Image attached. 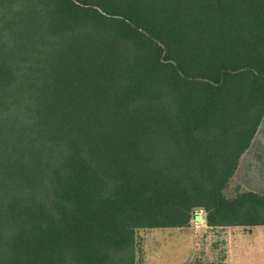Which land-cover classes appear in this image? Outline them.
I'll return each instance as SVG.
<instances>
[{
  "label": "trees",
  "instance_id": "16d2710c",
  "mask_svg": "<svg viewBox=\"0 0 264 264\" xmlns=\"http://www.w3.org/2000/svg\"><path fill=\"white\" fill-rule=\"evenodd\" d=\"M264 116V0H0V264H136V232L264 226L225 191Z\"/></svg>",
  "mask_w": 264,
  "mask_h": 264
},
{
  "label": "rangeland",
  "instance_id": "374dc122",
  "mask_svg": "<svg viewBox=\"0 0 264 264\" xmlns=\"http://www.w3.org/2000/svg\"><path fill=\"white\" fill-rule=\"evenodd\" d=\"M237 191L264 195V116L249 148L241 156L225 194L231 196ZM196 215L202 219L194 218L184 228L138 230L136 264H224V238L245 245L239 248L236 264H264V253L260 255L258 250L260 238L264 240V228H210L204 223L202 211ZM242 250L244 254H241Z\"/></svg>",
  "mask_w": 264,
  "mask_h": 264
},
{
  "label": "crops",
  "instance_id": "0c3cea01",
  "mask_svg": "<svg viewBox=\"0 0 264 264\" xmlns=\"http://www.w3.org/2000/svg\"><path fill=\"white\" fill-rule=\"evenodd\" d=\"M258 228H264V226H258ZM263 237V235L261 236ZM223 243V248L225 249L224 255H223V260L224 264H236L237 263V258L240 255V250L239 248L245 247V245L239 244L235 242L232 238H224L222 240ZM237 243V244H236ZM258 250L259 254L261 255L264 253V240L263 238H260V242L258 244ZM244 250L241 251V254H244Z\"/></svg>",
  "mask_w": 264,
  "mask_h": 264
},
{
  "label": "water",
  "instance_id": "95a60500",
  "mask_svg": "<svg viewBox=\"0 0 264 264\" xmlns=\"http://www.w3.org/2000/svg\"><path fill=\"white\" fill-rule=\"evenodd\" d=\"M197 220L198 219H202V217L201 216H199V215H196V217H195Z\"/></svg>",
  "mask_w": 264,
  "mask_h": 264
}]
</instances>
